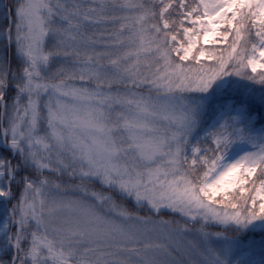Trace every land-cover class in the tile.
I'll return each instance as SVG.
<instances>
[{"label":"snow or ice","instance_id":"obj_1","mask_svg":"<svg viewBox=\"0 0 264 264\" xmlns=\"http://www.w3.org/2000/svg\"><path fill=\"white\" fill-rule=\"evenodd\" d=\"M0 264H264V0H0Z\"/></svg>","mask_w":264,"mask_h":264}]
</instances>
